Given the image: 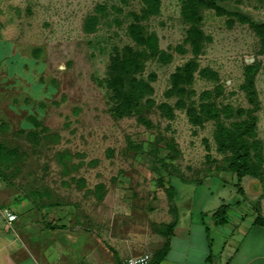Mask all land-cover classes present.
<instances>
[{
	"label": "rangeland",
	"instance_id": "1",
	"mask_svg": "<svg viewBox=\"0 0 264 264\" xmlns=\"http://www.w3.org/2000/svg\"><path fill=\"white\" fill-rule=\"evenodd\" d=\"M182 3L161 0L157 13L137 21L171 57L147 59L138 76L155 74L153 93L134 112L120 114L109 98L107 68L115 47L137 48L130 25L142 15L144 0H0V66L10 90L0 99L24 109L0 116V205L6 204L4 181L14 179L19 192L49 204L57 221L140 245L139 252L149 254L158 251L159 232L176 212L198 214L226 202L233 204L231 216H264V35L257 26L264 23V0H229L249 22L201 9V28L211 38L197 55L186 41L190 23ZM92 16L98 23L87 31ZM190 60L198 68L186 94L170 93L172 74ZM248 65L256 67L253 103L242 87ZM179 98L198 109L211 102L219 117L196 124L186 107L176 106ZM164 102L173 116L160 107ZM217 119L228 127L254 122L245 141L258 176L240 186L232 151L219 149ZM218 230L229 234L225 226ZM222 232L205 233L214 252ZM184 242L174 240L171 257L183 258ZM204 243L200 236L193 240L196 258Z\"/></svg>",
	"mask_w": 264,
	"mask_h": 264
},
{
	"label": "crops",
	"instance_id": "2",
	"mask_svg": "<svg viewBox=\"0 0 264 264\" xmlns=\"http://www.w3.org/2000/svg\"><path fill=\"white\" fill-rule=\"evenodd\" d=\"M6 74L4 67L0 66V92L10 91ZM11 90L18 91L17 88ZM19 110L22 113L24 111L21 103L0 99V116L6 112L19 116ZM4 121L7 122V119ZM4 182L6 191L2 194L1 203L6 204L0 205V264H120L125 259L143 254L139 252L140 245L136 247L133 243L121 240L114 243L98 232L90 235L87 228L72 227L66 222L57 221L50 205L43 204L39 196L31 200L15 188L17 183L14 179H6ZM222 204L226 202L216 207L203 208L198 213L201 216H197L194 210L182 214L181 211L176 212L175 219L171 221L176 223L172 235L168 237L159 232L158 250L168 238L170 240V250L159 264H264V226L255 223L257 215L247 220L237 211L231 216L233 204L228 203L230 210L227 222L217 225L212 215ZM4 206L19 215L16 221L21 219L25 223L19 225L18 229L14 227L16 221L9 224L2 213ZM204 219H207V223ZM221 226H225L229 234L219 231L218 227ZM207 228L223 233L215 252L214 240L206 242ZM161 236L166 238L162 239ZM197 236L205 240L200 258H196V253L190 249ZM176 238L185 241V248L179 250L182 251V259L171 257ZM151 256L153 258L155 254Z\"/></svg>",
	"mask_w": 264,
	"mask_h": 264
},
{
	"label": "trees",
	"instance_id": "3",
	"mask_svg": "<svg viewBox=\"0 0 264 264\" xmlns=\"http://www.w3.org/2000/svg\"><path fill=\"white\" fill-rule=\"evenodd\" d=\"M145 7L142 9V15H135L136 22L130 25V34L136 43L137 48L131 45H125L122 48L115 47L110 56L107 68V89L110 92L109 98L115 104L116 110L120 114L132 113L140 105V102L147 96L153 93L152 80L155 79V74L151 73L147 79L139 77L138 74L143 71L145 62L151 56H158L163 60L170 59L169 53L159 50L158 38L155 33L145 34L143 27L139 24L141 17H148L157 13L160 9L161 0H144ZM214 9L218 15L229 16L228 21L232 22L233 16H238L241 21L249 22L252 19L234 9L229 7V0H183L181 12L184 19L190 23L187 30L186 41L191 45L192 51L195 55L199 54L202 45L211 37L206 35L201 28L203 15L201 9ZM98 23L96 16L90 17L87 23L86 30L93 31L95 25ZM258 30L260 34L264 35V23H258ZM176 50L184 52L182 45H177ZM198 68L196 60H190L182 67L178 68L172 74V86L169 90L170 93L183 96L187 92L186 85L192 83L194 79V72ZM255 65H248L246 70L247 79L242 85L246 89L250 102H255L257 95L254 89V72ZM215 78L216 75H215ZM206 91L203 94H209ZM176 106L186 107L187 112L194 123L201 124L208 118H218L220 109L213 103H202L200 108L187 107L185 101L179 98ZM160 107L170 116H173V108L166 102L161 103ZM227 110L231 109L230 106L226 107ZM243 113L244 110L240 109ZM142 116V115H140ZM3 123V122H2ZM215 135L221 150H231L232 166L235 170L238 179L237 186H240L243 179L248 176L257 177L258 173L253 167L250 148L245 141V136L253 134L254 122H247L245 120L234 123L231 127L224 125L217 119ZM0 174L3 176L2 171ZM4 178V177H3ZM239 189H241L239 187ZM230 210V204H222L214 213L213 218L217 225L225 224L227 222V215ZM256 224L264 226V216L257 215L255 219ZM52 227L56 225L49 224ZM64 225H58L63 227ZM176 226L175 222L165 225L161 232L170 237L173 229ZM209 231V228H207ZM170 250L169 238L162 246L156 251L155 256L152 258V264H159L168 254Z\"/></svg>",
	"mask_w": 264,
	"mask_h": 264
},
{
	"label": "built area",
	"instance_id": "4",
	"mask_svg": "<svg viewBox=\"0 0 264 264\" xmlns=\"http://www.w3.org/2000/svg\"><path fill=\"white\" fill-rule=\"evenodd\" d=\"M3 176L0 174V187L3 183ZM2 213L9 224H12L18 219L17 213H15L10 207L4 206ZM120 264H152V256L149 253H143L141 255L132 256L120 262Z\"/></svg>",
	"mask_w": 264,
	"mask_h": 264
}]
</instances>
